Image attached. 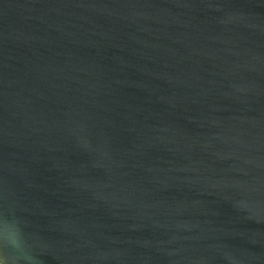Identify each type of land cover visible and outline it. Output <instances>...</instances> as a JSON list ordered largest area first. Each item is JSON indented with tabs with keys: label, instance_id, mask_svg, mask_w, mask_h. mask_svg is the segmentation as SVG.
<instances>
[{
	"label": "water",
	"instance_id": "95a60500",
	"mask_svg": "<svg viewBox=\"0 0 264 264\" xmlns=\"http://www.w3.org/2000/svg\"><path fill=\"white\" fill-rule=\"evenodd\" d=\"M44 264H264V0H0V213Z\"/></svg>",
	"mask_w": 264,
	"mask_h": 264
},
{
	"label": "clouds",
	"instance_id": "9594fccd",
	"mask_svg": "<svg viewBox=\"0 0 264 264\" xmlns=\"http://www.w3.org/2000/svg\"><path fill=\"white\" fill-rule=\"evenodd\" d=\"M43 246L12 205L0 213V264H44Z\"/></svg>",
	"mask_w": 264,
	"mask_h": 264
}]
</instances>
